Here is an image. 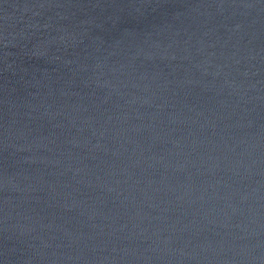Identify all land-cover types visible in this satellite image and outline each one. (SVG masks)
<instances>
[{"label": "water", "instance_id": "obj_1", "mask_svg": "<svg viewBox=\"0 0 264 264\" xmlns=\"http://www.w3.org/2000/svg\"><path fill=\"white\" fill-rule=\"evenodd\" d=\"M0 264H264V0H0Z\"/></svg>", "mask_w": 264, "mask_h": 264}]
</instances>
